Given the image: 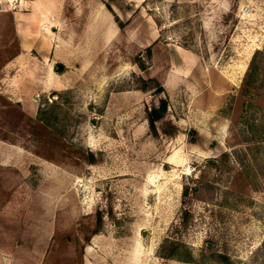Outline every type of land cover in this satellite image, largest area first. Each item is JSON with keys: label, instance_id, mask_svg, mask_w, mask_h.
I'll use <instances>...</instances> for the list:
<instances>
[{"label": "rangeland", "instance_id": "374dc122", "mask_svg": "<svg viewBox=\"0 0 264 264\" xmlns=\"http://www.w3.org/2000/svg\"><path fill=\"white\" fill-rule=\"evenodd\" d=\"M103 1L120 35L79 79L0 0V264H264V0Z\"/></svg>", "mask_w": 264, "mask_h": 264}, {"label": "crops", "instance_id": "0c3cea01", "mask_svg": "<svg viewBox=\"0 0 264 264\" xmlns=\"http://www.w3.org/2000/svg\"><path fill=\"white\" fill-rule=\"evenodd\" d=\"M16 3L18 10L11 14V25L19 49H33L50 61L58 51L56 57L60 61L63 51L76 48L77 57L85 61L79 65L81 71H74L79 79L83 69L97 65L94 62L99 53L120 35L115 15L103 0H17ZM89 48L98 50L91 59ZM12 173L15 177L21 175L17 169Z\"/></svg>", "mask_w": 264, "mask_h": 264}, {"label": "trees", "instance_id": "16d2710c", "mask_svg": "<svg viewBox=\"0 0 264 264\" xmlns=\"http://www.w3.org/2000/svg\"><path fill=\"white\" fill-rule=\"evenodd\" d=\"M109 10L111 11V8L108 7ZM150 47L148 46L146 47V52H148V54L150 55ZM249 85V84H248ZM167 109H168V102L167 99L165 97H161L159 98L157 104H153L151 105L150 108H148L147 110V121H148V125L149 128L153 131V133H156L157 131V123L162 122V132L165 133L166 135H173L177 132V126L175 124H173L170 120L166 119V113H167ZM195 187H193L190 192H194ZM187 189L184 190L183 192V204L184 206V210H183V214L181 216V222L180 224L183 226H186L187 224V218H188V214H189V208L188 205L190 204V197L188 196V194L190 193ZM188 197V198H186ZM102 221V213L101 211H97V216H96V225L99 226L101 224ZM168 256H171V253L168 254ZM223 259H227L224 255L220 256Z\"/></svg>", "mask_w": 264, "mask_h": 264}]
</instances>
